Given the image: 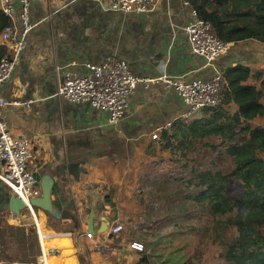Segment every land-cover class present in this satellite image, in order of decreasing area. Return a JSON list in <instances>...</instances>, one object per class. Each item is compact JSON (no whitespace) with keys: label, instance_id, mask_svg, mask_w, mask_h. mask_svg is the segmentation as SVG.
<instances>
[{"label":"crops","instance_id":"0c3cea01","mask_svg":"<svg viewBox=\"0 0 264 264\" xmlns=\"http://www.w3.org/2000/svg\"><path fill=\"white\" fill-rule=\"evenodd\" d=\"M112 1L30 0L29 15L34 27L13 77L1 88L5 98L17 103L2 108L1 114L14 136L29 140V167L38 178L41 192L43 178H52L53 207L60 213L56 217L61 227L66 228L51 227L53 231L47 232L44 227L48 233L45 238L40 219L44 223L48 215L41 217L43 209L37 210L35 206L33 212L28 207L20 214L12 211L10 199L15 194L0 179V264H39L42 249L32 263L24 260L26 251L22 253V247L31 248V243L23 239L22 245L21 238L37 233L34 226L29 224L26 228L22 222L25 210L35 217L38 235L40 231L45 245H54L56 233L73 235L85 231L92 216L94 225L98 221L96 230L101 229L106 216L111 221L131 218L115 208L114 204L119 203L116 192L110 201L105 193L112 185L124 188L122 175L134 164H140L134 183L139 187L142 164L150 158L147 151L161 143L152 134L158 127L170 129L174 122L191 116H186L188 106L175 89L162 82L148 87L140 83L125 114L118 122L110 123L107 111L57 95L67 73L85 74L89 63L115 55L126 60L142 77L167 73L185 80L210 78L216 70L224 72L229 67L241 66L251 72L246 83L262 85L264 42H232L229 52L210 65L203 56L192 52L189 36L183 29L193 18L194 7L189 2L165 0L156 11L139 14L112 10ZM21 8L16 2L18 20ZM15 41L0 37V49L5 47L12 54ZM261 100L264 103V95ZM224 106L230 113L238 109L234 102ZM263 118L264 115L258 116L252 122L264 125ZM71 234H66L68 240L59 241L63 245L56 243L57 254L50 256L49 264H81L73 252L76 246ZM50 236L53 237L48 240ZM81 240L89 247L88 241ZM39 241L41 248L40 235ZM123 244L112 255L121 253L123 247L128 249L127 253H139ZM89 248L90 264L101 261L99 257L111 256Z\"/></svg>","mask_w":264,"mask_h":264},{"label":"trees","instance_id":"16d2710c","mask_svg":"<svg viewBox=\"0 0 264 264\" xmlns=\"http://www.w3.org/2000/svg\"><path fill=\"white\" fill-rule=\"evenodd\" d=\"M187 1L201 19L213 24L221 39L264 42V0ZM8 23L0 9V31ZM4 56L11 54L1 47L0 61ZM224 73L229 84L223 104L174 122L163 130L164 142L147 151L150 158L142 164L139 196L142 199L148 188V217L157 216L162 207L174 211L164 220L177 214L201 215L209 230L201 231L209 232L207 240L211 236L216 243L221 264H264V125L252 122L264 115V79L261 87L246 83L251 72L241 66ZM230 102L238 106L234 113L224 106ZM40 222L46 238L53 230L44 232ZM56 234L54 246L69 239ZM149 246L146 242L137 264L151 263Z\"/></svg>","mask_w":264,"mask_h":264},{"label":"built area","instance_id":"2783aa9c","mask_svg":"<svg viewBox=\"0 0 264 264\" xmlns=\"http://www.w3.org/2000/svg\"><path fill=\"white\" fill-rule=\"evenodd\" d=\"M164 1L113 0L110 7L124 13L143 14L156 11ZM16 2L22 7L19 20L16 18ZM29 8L30 0H0V9L9 18V23L0 31V37L4 41L16 40L11 56H4L0 61V179L17 197L23 199L33 212L31 199L41 195V189L35 172L29 167L30 142L24 137L14 136L1 114L2 108L17 103L5 98L1 88L13 77L21 52L26 46L28 34L34 27L30 20ZM192 14L191 22L183 26V29L189 36L192 52L203 56L211 65L229 52L232 42L221 39L213 24L201 19L195 8ZM156 82L165 83L168 88H173L179 93L188 106L186 116L202 108L218 107L223 104L229 84L221 70H216L210 78L191 80L178 79L167 73L153 78L142 77L132 70L126 60L115 55H107L98 63H89L85 74L67 73L57 95L72 102H86L96 109L107 111L109 122L116 123L127 111L130 97L137 86L143 83L148 87ZM164 129L158 127L152 137L163 143L161 134ZM135 228L140 229L141 226ZM127 233H129L127 224L115 219L110 220L102 231L86 229L76 234L88 241L89 247L105 255H112L124 245L119 239ZM39 235L42 253L38 263L46 264L45 258L56 255L57 247L49 245L45 251L40 231ZM51 237L53 236L47 239L50 240ZM127 246L138 252L145 249V244L136 238L131 239Z\"/></svg>","mask_w":264,"mask_h":264},{"label":"rangeland","instance_id":"374dc122","mask_svg":"<svg viewBox=\"0 0 264 264\" xmlns=\"http://www.w3.org/2000/svg\"><path fill=\"white\" fill-rule=\"evenodd\" d=\"M166 154H168L167 151L165 152V155ZM137 161L138 160H135V162ZM137 166L140 168V164H134V166L131 165V168L125 174H121L123 177L122 185L124 188L112 185L111 188L107 190V193H105V198L110 201L112 200V195L116 192L117 197L119 198V203L114 204L115 208L119 210L122 209L123 213L131 216L128 220H122L127 224L129 233L125 234L119 240L123 243L126 242L128 245V242L131 241V239L136 238L144 244L146 242L150 244L149 247L153 252L152 255L148 252V260L151 261L150 264H221L216 254V243L213 241L211 242V236L207 240L206 235L209 236V232L203 233L201 231H209L206 228V224L201 215L198 217H191L189 213L177 214L173 218L164 220V217L167 214H172L174 211L170 207H162L161 213L157 214V216L148 217V204L150 199L147 194L148 188L142 193L143 197L141 199L139 196L141 189H138V187L136 188V185L134 184L138 177V172H136ZM158 198L161 200L160 196H158ZM164 204L165 203L161 201V205ZM36 209L39 210L41 208L36 207ZM25 211L26 215L22 220L25 227H29L30 224L31 227L34 226L37 230L36 235L32 233V236L27 235L25 236L26 238H21L22 245L24 244L23 239H25L27 243H31V248H29V245L26 250L22 247V253L26 251L24 260L27 263H32L36 262L37 257L41 253V248L35 217L30 211ZM42 211L44 212L41 214V217H45V214L48 215V219H46V221L44 219V227H46V229L49 230L51 227H54L56 230H64L66 228L61 227V221L58 220L56 216L49 214L46 210ZM95 222V226H97L98 221ZM139 225L141 226L140 229L135 228ZM191 226L197 227L190 229ZM68 228L73 229L72 226H69ZM72 237L73 245L76 246L73 252L77 258L80 259L82 264H90L88 260L90 254L88 244L82 241L81 237L77 236L76 233L73 234ZM127 250L126 247H123L121 253L117 255H111L106 258L99 257L101 261L96 260L95 264H103L105 260H107L106 264H137L138 261H140L139 259L142 253L146 250V247L144 251L139 253L131 251H128L127 253ZM202 250L206 253L203 256L198 255ZM62 252L63 251L61 250L59 254H62ZM56 264H58L57 261ZM68 264L74 263L69 262Z\"/></svg>","mask_w":264,"mask_h":264},{"label":"water","instance_id":"95a60500","mask_svg":"<svg viewBox=\"0 0 264 264\" xmlns=\"http://www.w3.org/2000/svg\"><path fill=\"white\" fill-rule=\"evenodd\" d=\"M52 185L53 180L49 175H46L42 180V192L41 195L34 197L31 199V203L35 207H39L43 210H46L49 214L53 216H60V213L53 207V201H52ZM27 204L23 199L20 197H17L16 195H13L10 199V208L12 211H14L17 214H20V212L24 209H26ZM110 222L109 217H104L103 223L101 226L100 231H102L106 225ZM89 230L95 231V225H94V216L91 217L88 225Z\"/></svg>","mask_w":264,"mask_h":264},{"label":"bare ground","instance_id":"6f19581e","mask_svg":"<svg viewBox=\"0 0 264 264\" xmlns=\"http://www.w3.org/2000/svg\"><path fill=\"white\" fill-rule=\"evenodd\" d=\"M43 240V239H42ZM43 244H44V249H45V251H46V245H45V243H44V240H43ZM43 258H45V257H43ZM49 258H50V256H47V258H45L46 259V264H49Z\"/></svg>","mask_w":264,"mask_h":264}]
</instances>
